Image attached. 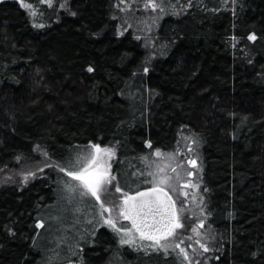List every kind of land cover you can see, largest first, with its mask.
Instances as JSON below:
<instances>
[{
  "label": "trees",
  "instance_id": "obj_1",
  "mask_svg": "<svg viewBox=\"0 0 264 264\" xmlns=\"http://www.w3.org/2000/svg\"><path fill=\"white\" fill-rule=\"evenodd\" d=\"M180 1L152 62L120 32L113 0H24L42 27L20 0L0 1V172L36 149L67 167L98 143L116 148L115 186L134 194L142 158L171 151L186 129L201 142L208 224L221 237L209 264H264V0ZM64 181L59 168L0 186V264H182L58 210Z\"/></svg>",
  "mask_w": 264,
  "mask_h": 264
},
{
  "label": "rangeland",
  "instance_id": "obj_2",
  "mask_svg": "<svg viewBox=\"0 0 264 264\" xmlns=\"http://www.w3.org/2000/svg\"><path fill=\"white\" fill-rule=\"evenodd\" d=\"M65 1L66 0H53V2H57V5L60 8H64V6L61 7V5H64ZM145 2L146 0H123V2L122 0H113L114 15L119 24L120 32L131 31L134 38L141 42L146 54V61L148 62L149 60V62H152L161 55L160 52L163 48V46H161V41H157L156 37V31L159 24L161 20L167 16V14L176 13L174 9L179 6L181 1L157 0V3H162L164 7L163 12H161L159 8L156 10H153L151 7L145 8ZM45 5L48 7L47 4ZM21 7L34 24L38 27L43 26V23H36L38 22V19H41L39 16V8L33 6L36 10V15L33 16L28 8L22 4ZM110 148L115 150V155L110 161L113 167V163L116 159V148L114 146H110ZM88 150H91V145L82 148L78 153H84ZM155 153L156 150H150L147 155L142 158L141 162L146 166V172L133 176V180L135 181L127 184L131 185L132 189L150 188L153 185L146 181H151L152 177L149 176L148 173L155 172L157 165L165 169V172L162 174L172 177H175L176 173L172 172L171 168L175 167L176 164L181 165V167L177 169L181 177L179 184H177L175 180L173 181V184L178 188V191L170 192V194L173 199L177 201V206L180 209L181 222L184 224L183 228L176 230L177 237L175 238L174 243H179L180 240H183V243L180 244V248H184L186 250L188 260H185L184 254L181 253L180 248H176L174 246L170 247L167 253L162 250L158 252H161L164 255H172L182 264H189V260L192 261V264H209L212 260H215L217 255L220 253L219 247L221 244V237L208 224V211L206 207L208 192L205 190L202 181L203 166L201 158V142L188 130L184 129L180 131L176 145L171 151L161 152V156H157ZM169 154L173 155L170 156ZM145 157L147 159H145ZM191 160L196 161L195 165L189 163ZM168 165H171V167ZM112 170L113 169L111 168V172H113ZM51 171H59V168L48 161L44 150L36 149L34 158L29 162H25V160L17 161L14 168L0 172V186L18 184L23 187L35 178ZM188 172H192L193 175L189 176L187 174ZM28 173H34L35 175H28ZM63 174L66 177V181H64L61 187L65 191L64 194H66V196L60 195V203L56 208L63 212L69 211L72 216L80 217L81 215H88L91 219H95L97 217L98 225L111 230L117 236L119 241L118 234L104 224L103 220L100 218L98 214L99 202L95 201V199L91 197L81 198L79 196V192L75 194L68 193L65 190V183L78 182L72 181L65 172H63ZM186 182L189 183L188 187H184ZM184 192H187L188 195L184 196ZM122 195L123 193L115 191V182L113 181L110 186V191L102 195V199H104L106 204L118 206L121 203ZM65 200H68V202ZM64 205L65 207L63 208ZM117 213L118 208H115L112 215L116 216ZM104 215L107 217L109 213L105 212ZM201 221H203V227L200 226ZM118 223L131 227L128 220L119 219ZM49 224L50 225L47 231H49V233H53L55 227H53L51 223ZM193 228L196 229V232L191 230ZM197 240L208 246L207 252L200 247ZM143 243L147 245L149 242L144 241ZM130 247L137 250L136 247ZM139 250L145 251L143 248ZM148 251H151V249Z\"/></svg>",
  "mask_w": 264,
  "mask_h": 264
},
{
  "label": "snow or ice",
  "instance_id": "obj_3",
  "mask_svg": "<svg viewBox=\"0 0 264 264\" xmlns=\"http://www.w3.org/2000/svg\"><path fill=\"white\" fill-rule=\"evenodd\" d=\"M21 4L28 8L33 16L36 15V10L30 3H25L24 0H20ZM41 2L52 6L53 0H41ZM123 2V0H122ZM64 5H61L63 7ZM189 7L191 6L189 0ZM145 8L151 7L153 10L160 9L164 11L162 3H157V0H146L144 4ZM72 15H76L75 12ZM42 26V25H41ZM235 39V37H234ZM248 39L255 41L257 35L255 32L248 36ZM88 71H93L91 66L88 67ZM147 72L148 69L144 68ZM151 147V142H149ZM157 156H161L162 153L159 149H156ZM115 155V150L110 147H102L98 143L91 145V150L84 153H77L74 160L70 161L68 166L57 165L61 172H65L72 181L78 183H65V190L70 194L79 192L81 198L91 197L95 201L99 202V216L103 220V223L113 229L119 236L120 245H130L136 247L137 250L143 248L146 252L151 249L154 251H164L167 253L170 247L180 248L179 243H174L177 237V229L184 227L181 222L180 209L177 206V201L173 199L170 192L178 191V188L174 186L173 181L177 184L181 179L179 172L177 171L181 165L176 164L172 167V172L176 173L175 177L162 174L165 172L163 167L157 165L155 172H149L148 175L152 177L151 183L153 186L143 191H137L134 194L124 192L117 182L115 186L116 192L123 193L121 197V203L117 205L106 204L102 195L110 191V186L116 177L112 174L111 158ZM172 156L173 154H169ZM19 160L20 157H17ZM145 159H147L145 157ZM189 163L195 165L196 161L191 160ZM171 167V165H168ZM189 176L193 175L192 172L187 173ZM28 175H35L34 173H28ZM27 179V177H26ZM189 183L186 182L184 187H188ZM188 193L184 192V196ZM115 208H118V213L113 216L112 213ZM108 212L109 215L105 217L104 213ZM119 219L128 220L131 222V227H127L118 223ZM44 222L39 221L37 227H43ZM200 226L203 227V221L200 222ZM196 232V229H191ZM199 235V233H198ZM190 239V237H189ZM148 241L145 245L143 242ZM200 247L207 252L208 246L201 243ZM181 253L184 254L185 260H188V254L184 248H180ZM189 264L192 261L189 260Z\"/></svg>",
  "mask_w": 264,
  "mask_h": 264
},
{
  "label": "flooded vegetation",
  "instance_id": "obj_4",
  "mask_svg": "<svg viewBox=\"0 0 264 264\" xmlns=\"http://www.w3.org/2000/svg\"><path fill=\"white\" fill-rule=\"evenodd\" d=\"M129 222V224L131 225V222L130 221H128Z\"/></svg>",
  "mask_w": 264,
  "mask_h": 264
},
{
  "label": "water",
  "instance_id": "obj_5",
  "mask_svg": "<svg viewBox=\"0 0 264 264\" xmlns=\"http://www.w3.org/2000/svg\"><path fill=\"white\" fill-rule=\"evenodd\" d=\"M143 191V190H142Z\"/></svg>",
  "mask_w": 264,
  "mask_h": 264
}]
</instances>
